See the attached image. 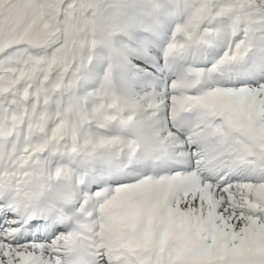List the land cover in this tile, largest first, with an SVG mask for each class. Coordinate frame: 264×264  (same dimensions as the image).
Masks as SVG:
<instances>
[{
  "label": "snow or ice",
  "instance_id": "6c2138e0",
  "mask_svg": "<svg viewBox=\"0 0 264 264\" xmlns=\"http://www.w3.org/2000/svg\"><path fill=\"white\" fill-rule=\"evenodd\" d=\"M0 264H264V0H0Z\"/></svg>",
  "mask_w": 264,
  "mask_h": 264
}]
</instances>
